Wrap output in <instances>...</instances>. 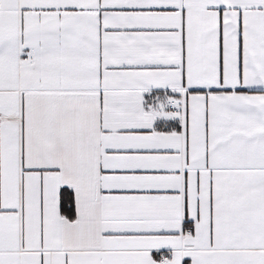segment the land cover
<instances>
[{
    "label": "snow or ice",
    "instance_id": "1",
    "mask_svg": "<svg viewBox=\"0 0 264 264\" xmlns=\"http://www.w3.org/2000/svg\"><path fill=\"white\" fill-rule=\"evenodd\" d=\"M0 264H264V0H0Z\"/></svg>",
    "mask_w": 264,
    "mask_h": 264
}]
</instances>
